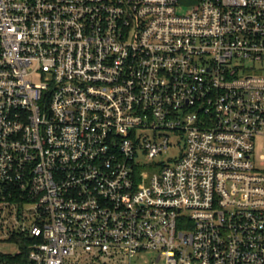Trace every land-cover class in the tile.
Returning <instances> with one entry per match:
<instances>
[{
	"label": "built area",
	"instance_id": "obj_1",
	"mask_svg": "<svg viewBox=\"0 0 264 264\" xmlns=\"http://www.w3.org/2000/svg\"><path fill=\"white\" fill-rule=\"evenodd\" d=\"M188 1L0 0V264H264V0Z\"/></svg>",
	"mask_w": 264,
	"mask_h": 264
},
{
	"label": "rangeland",
	"instance_id": "obj_2",
	"mask_svg": "<svg viewBox=\"0 0 264 264\" xmlns=\"http://www.w3.org/2000/svg\"><path fill=\"white\" fill-rule=\"evenodd\" d=\"M188 0H180L181 4H185L187 6H189ZM153 132V131H151ZM173 143L175 144V146L173 148H169L166 151H163L162 153L158 154L155 158L151 159L153 161H161L164 163H168L170 161L171 157H174L175 155L178 154L180 149H183V145L184 142L182 140L177 141L175 138H172ZM254 154L256 156V158L258 157V155H263L264 154V148H263V144H262V139H257L255 141V147H254ZM137 164L140 170L143 171H149L150 173L154 172V171H158L159 170V165H154L150 162V160L143 154V155H139L137 158ZM258 161V159H257ZM0 250L2 251H16L17 248L16 247H11L9 245H5L4 243L0 242ZM153 259V255H147L146 253L143 255H140L138 260L141 262H148L150 260Z\"/></svg>",
	"mask_w": 264,
	"mask_h": 264
},
{
	"label": "trees",
	"instance_id": "obj_3",
	"mask_svg": "<svg viewBox=\"0 0 264 264\" xmlns=\"http://www.w3.org/2000/svg\"><path fill=\"white\" fill-rule=\"evenodd\" d=\"M22 242H24V240H22ZM23 247H24V245L22 244L21 248H23Z\"/></svg>",
	"mask_w": 264,
	"mask_h": 264
}]
</instances>
